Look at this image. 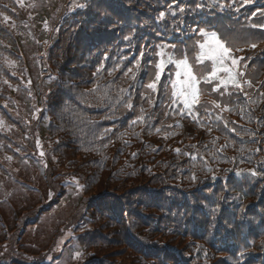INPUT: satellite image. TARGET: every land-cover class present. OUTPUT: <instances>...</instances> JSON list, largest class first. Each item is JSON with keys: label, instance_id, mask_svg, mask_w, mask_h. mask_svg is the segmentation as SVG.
<instances>
[{"label": "trees", "instance_id": "16d2710c", "mask_svg": "<svg viewBox=\"0 0 264 264\" xmlns=\"http://www.w3.org/2000/svg\"><path fill=\"white\" fill-rule=\"evenodd\" d=\"M203 2L198 10L178 0H91L86 13L71 18L68 45L55 53L60 68L49 100L48 136L60 168L89 189H99L97 178L103 171L115 174L126 194H85L87 207L100 213L96 218L88 212L78 229L95 233L93 242H107V234L125 236L130 247L125 264L136 258L131 264H264V28L259 27L264 24V0H219L230 5L223 9L213 0ZM17 5V0H0V118L7 116L1 104L11 79L9 54L19 46L4 16H13ZM200 29L218 30L244 49L235 56L243 57V92L223 85L215 92L218 81L204 83L207 97L195 115L182 117L163 90L138 92L141 74L133 81L131 73H124L136 70L140 52L149 75L162 49L177 57L186 52L191 60ZM85 50L91 54L90 65L78 69ZM162 86L170 87L167 78ZM121 89L130 94V110L125 107L129 95ZM141 222L145 231L158 230L159 235L147 237ZM165 235L178 240L176 250L185 258L171 251ZM183 240L186 246L180 245ZM107 248H96L86 264H108L106 259L115 256ZM100 251L105 259L97 256Z\"/></svg>", "mask_w": 264, "mask_h": 264}, {"label": "rangeland", "instance_id": "374dc122", "mask_svg": "<svg viewBox=\"0 0 264 264\" xmlns=\"http://www.w3.org/2000/svg\"><path fill=\"white\" fill-rule=\"evenodd\" d=\"M17 1L12 25H17L21 55L14 54L10 58L14 59L15 67L12 73L16 81L6 91L8 103H13L10 114L12 152L11 158L1 161L12 166V170L9 171L0 162V264H79V262L83 264L84 259L89 258L91 253L95 255L94 251L99 246H107V254L112 253L115 256L114 259H106L108 264H112V260L117 262L116 264H121L123 259L126 260L122 264L128 263L127 250L130 247L125 236L122 239V236L107 234L109 236L107 242L97 240L93 242L95 233L91 230L80 232L77 229L76 235H82V239L85 240L83 248L77 238L75 243L69 241L71 235L69 223L77 217L78 206L83 198L82 184L79 179L69 174V170L60 168L56 160L57 154L54 155L48 136L51 117L46 112V100L48 93L53 90V81L57 78L60 68L55 55L49 57V49L54 45L57 53L63 44L68 45L67 19L73 18V15L69 16L65 12L78 11L80 16L86 13L91 0ZM80 4L84 7L76 6ZM79 32L80 30H77V33ZM71 44L75 48L78 47L74 41ZM78 68L81 69L82 66ZM60 141L61 138L56 139L55 144H59ZM39 171L53 177L55 181L50 184L49 180L45 179L41 189L36 188ZM97 175H100L99 171ZM98 178L99 189L97 186L91 189L86 187L84 194L95 195L102 190L100 194H103L107 190V194L112 196H126L115 174L103 171ZM107 179L109 180L106 184ZM53 198L55 202L51 206H46ZM89 212L96 218L100 213L95 208H91ZM82 216L83 213L72 225H78ZM112 226L117 225L112 222ZM142 229L141 222V232L147 237L154 238L159 235L158 230ZM75 232L76 230L73 233ZM165 236L169 243L177 245L178 242L175 244L177 239ZM180 245L186 246L184 240ZM103 253L100 251L97 256L103 258L101 256ZM137 260L138 258L130 264ZM141 262H144L143 257Z\"/></svg>", "mask_w": 264, "mask_h": 264}, {"label": "snow or ice", "instance_id": "6c2138e0", "mask_svg": "<svg viewBox=\"0 0 264 264\" xmlns=\"http://www.w3.org/2000/svg\"><path fill=\"white\" fill-rule=\"evenodd\" d=\"M213 4L219 5L221 9L225 6L219 3V0H213ZM21 6H23L21 4ZM77 7H84L83 4L76 5ZM199 7V5H197ZM178 11L183 13L185 11L184 7H179ZM238 11V9H237ZM173 15L176 13L173 12ZM165 13L161 12L159 18L163 19ZM7 19V17H5ZM256 27V25H253ZM259 27L264 28V24L259 25ZM201 40L196 48V55L190 60L186 52H181L180 56H175L174 53L165 52L163 49L157 53L159 59L158 61H153L151 63L152 72L149 75L145 73L147 78V84H144L142 81L140 83L141 87H146L151 91V93L156 94L163 90L164 94L169 97L171 103L177 104L182 103L184 108L188 110V114L195 115L193 112V107L199 103V95L201 94V89L199 87L200 83L212 84L213 81H218V84L213 85L212 91L219 92L220 85H223L224 88L229 86L238 89L240 92H243V84L241 83V78L244 73L239 70L240 60L243 57L236 58L233 53L235 50H241L236 48L235 45L231 44L227 39L222 38V35L218 30H204L200 29ZM130 39V38H127ZM257 45L255 43L251 44V47L254 49ZM173 49L175 45L171 46ZM140 59L135 63V71L132 68H127L124 73L125 76H128L131 80L136 81L139 72L141 71V61L144 59V53L140 52ZM205 61H211L210 65H205V68L197 72L194 65L204 64ZM169 64L175 66L178 71L174 74L169 72L167 73V83L170 87H164L160 84L162 77L166 75V69ZM246 68L247 65L245 64ZM117 68H113V71H116ZM224 75L221 76L220 74ZM111 74V73H109ZM173 76L175 79H173ZM249 87H251V81H247ZM134 86V85H133ZM122 93L128 94L126 89H121ZM231 94V93H230ZM129 99L125 101V107L129 110L132 108L130 94ZM149 103H152L151 97L148 98ZM216 108H220L219 103H215ZM227 107V106H225ZM207 110V108L205 109ZM143 111V109H141ZM183 114V113H182ZM143 119V117H140ZM178 151V150H177ZM43 155V152H41ZM252 175H256L255 172H252ZM243 255V253H241Z\"/></svg>", "mask_w": 264, "mask_h": 264}, {"label": "bare ground", "instance_id": "6f19581e", "mask_svg": "<svg viewBox=\"0 0 264 264\" xmlns=\"http://www.w3.org/2000/svg\"><path fill=\"white\" fill-rule=\"evenodd\" d=\"M9 20L8 19H6L5 20V24H9ZM10 131H11V126H8V132H7V134H8V136L10 137ZM1 162V164L3 165V166H5L9 171H11L12 170V166H10L9 164H7L6 162H4V161H0Z\"/></svg>", "mask_w": 264, "mask_h": 264}]
</instances>
